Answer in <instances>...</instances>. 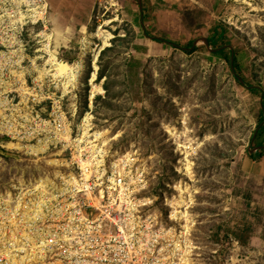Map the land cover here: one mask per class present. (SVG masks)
Wrapping results in <instances>:
<instances>
[{
    "label": "rangeland",
    "instance_id": "obj_1",
    "mask_svg": "<svg viewBox=\"0 0 264 264\" xmlns=\"http://www.w3.org/2000/svg\"><path fill=\"white\" fill-rule=\"evenodd\" d=\"M103 1L76 73L10 67L38 103L0 134V264H264V0H165L145 34Z\"/></svg>",
    "mask_w": 264,
    "mask_h": 264
},
{
    "label": "built area",
    "instance_id": "obj_2",
    "mask_svg": "<svg viewBox=\"0 0 264 264\" xmlns=\"http://www.w3.org/2000/svg\"><path fill=\"white\" fill-rule=\"evenodd\" d=\"M44 8V0H0V134L7 133L13 139H24L23 112L30 102H38L36 95L25 94L18 88L17 92L10 90L9 83L17 78L10 67H22L32 83L37 80L31 75L41 57L36 56L41 50L40 39L34 38V25L40 22Z\"/></svg>",
    "mask_w": 264,
    "mask_h": 264
},
{
    "label": "crops",
    "instance_id": "obj_3",
    "mask_svg": "<svg viewBox=\"0 0 264 264\" xmlns=\"http://www.w3.org/2000/svg\"><path fill=\"white\" fill-rule=\"evenodd\" d=\"M45 8L41 14V20L34 25L35 37L40 39L38 48L41 51L51 52L54 57L56 67L61 65L71 66L73 73H76L79 67L85 63L84 58L69 60L60 54V51H68L73 49L82 50V38L91 36L99 29L96 23L103 16L102 5L103 0H44ZM144 2L141 9L139 0H123L128 12L131 16V21H138L140 26L148 29V19L150 13L158 8L164 9L165 0H142ZM162 3V7L160 5ZM159 5V6H158ZM106 7V6H105ZM96 28H98L96 30ZM62 36L63 40H59ZM158 38V37H157ZM59 40V41H58ZM87 65V63L85 64ZM69 74V80L74 81L76 77ZM97 77L94 72L92 79ZM102 80L104 77L99 75ZM91 78L88 81L92 80ZM83 80V79H82ZM87 80V79H86Z\"/></svg>",
    "mask_w": 264,
    "mask_h": 264
},
{
    "label": "water",
    "instance_id": "obj_4",
    "mask_svg": "<svg viewBox=\"0 0 264 264\" xmlns=\"http://www.w3.org/2000/svg\"><path fill=\"white\" fill-rule=\"evenodd\" d=\"M139 4H140L141 9H143V1L142 0H139ZM204 40L207 44H209V40L207 38H204ZM232 61H234V56L232 57ZM239 79H240V81H242L244 83V80L241 77H239ZM257 133H258V129L256 130V132L254 134V138L256 137ZM262 147H264V145L256 146L255 150H258L259 148H262Z\"/></svg>",
    "mask_w": 264,
    "mask_h": 264
},
{
    "label": "bare ground",
    "instance_id": "obj_5",
    "mask_svg": "<svg viewBox=\"0 0 264 264\" xmlns=\"http://www.w3.org/2000/svg\"><path fill=\"white\" fill-rule=\"evenodd\" d=\"M60 70L68 71V73H69V72H71V67L64 64V65H61Z\"/></svg>",
    "mask_w": 264,
    "mask_h": 264
},
{
    "label": "trees",
    "instance_id": "obj_6",
    "mask_svg": "<svg viewBox=\"0 0 264 264\" xmlns=\"http://www.w3.org/2000/svg\"><path fill=\"white\" fill-rule=\"evenodd\" d=\"M116 39H114V41H115ZM236 59H237V56L234 58V62H236ZM105 88L107 89L108 88V86L105 84ZM263 112V111H262ZM258 134H260V133H258Z\"/></svg>",
    "mask_w": 264,
    "mask_h": 264
}]
</instances>
